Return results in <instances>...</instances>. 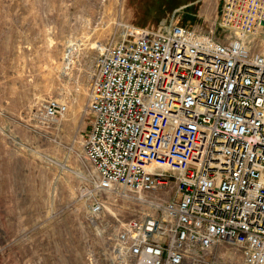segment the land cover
I'll return each mask as SVG.
<instances>
[{"label":"built area","instance_id":"1","mask_svg":"<svg viewBox=\"0 0 264 264\" xmlns=\"http://www.w3.org/2000/svg\"><path fill=\"white\" fill-rule=\"evenodd\" d=\"M217 28L124 25L98 52L81 155L108 264H264V0H222Z\"/></svg>","mask_w":264,"mask_h":264},{"label":"rangeland","instance_id":"2","mask_svg":"<svg viewBox=\"0 0 264 264\" xmlns=\"http://www.w3.org/2000/svg\"><path fill=\"white\" fill-rule=\"evenodd\" d=\"M221 6L0 0V264H108V234L95 231L87 215L92 171L81 155L98 52L124 25L156 26L172 17L217 34ZM50 98L67 104L56 120L41 114ZM104 219L102 231L112 233L118 222Z\"/></svg>","mask_w":264,"mask_h":264},{"label":"bare ground","instance_id":"3","mask_svg":"<svg viewBox=\"0 0 264 264\" xmlns=\"http://www.w3.org/2000/svg\"><path fill=\"white\" fill-rule=\"evenodd\" d=\"M71 53H72V51H70V54H69V56L71 55ZM69 59V58H68Z\"/></svg>","mask_w":264,"mask_h":264}]
</instances>
